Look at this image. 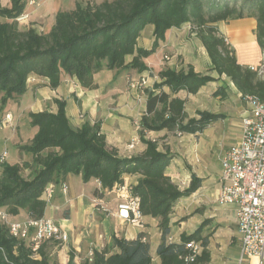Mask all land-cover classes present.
<instances>
[{
	"label": "trees",
	"instance_id": "trees-1",
	"mask_svg": "<svg viewBox=\"0 0 264 264\" xmlns=\"http://www.w3.org/2000/svg\"><path fill=\"white\" fill-rule=\"evenodd\" d=\"M250 1L258 20V44L264 52V0ZM11 3L7 8L0 1V17L11 20L0 23L2 109H6L14 97L26 94L32 75L48 79L52 89L60 86L64 75L77 79L84 89H95L94 77L105 68L150 71L145 60L156 53L160 43L166 40L167 32L188 24L206 48L213 70L230 78L243 96H255L264 101V79L238 63L216 26L240 15L234 0H88L86 4L77 3L72 11L57 13L48 34L32 28L21 30L17 19L25 13L28 0H11ZM148 25L154 26V43L151 49H144L138 46V41ZM130 56L133 59L128 64ZM158 77L160 82L148 92L146 113L141 120L139 136L146 149L138 156L121 157L116 148L109 147L100 123L72 127L65 102L58 101L56 114H30L31 126L38 132L29 145L20 149L33 157L38 170L31 179L25 180L20 165L5 163L0 167V210L14 217L27 210L30 219L41 220L48 207L43 199L46 188L70 174L81 176L84 183L96 180L100 187L94 191V196L99 199L116 186H124L125 177L139 175L131 192L139 199L142 216L160 220L162 243L158 256L161 264L208 262V238L202 236L201 229L184 235L179 243L168 242L176 203L195 194L203 181L193 175L190 186L181 190L166 174L173 159L170 149L160 150L159 141L148 139L147 134L166 130L196 135L221 119V115L198 112L199 119L186 123V101L164 91L168 88L173 95L181 91L196 95L214 78L196 73L192 66L179 71L165 68ZM191 242L200 243L203 254L188 263L185 259ZM112 243L119 253L107 248L95 251L92 262L88 259L84 264H153L150 244L143 236L136 240L113 236ZM45 244L34 252L29 240L11 236L7 225L3 224L0 264H51ZM68 264H77L73 253Z\"/></svg>",
	"mask_w": 264,
	"mask_h": 264
},
{
	"label": "crops",
	"instance_id": "crops-1",
	"mask_svg": "<svg viewBox=\"0 0 264 264\" xmlns=\"http://www.w3.org/2000/svg\"><path fill=\"white\" fill-rule=\"evenodd\" d=\"M0 1L3 7L10 8L12 5L11 0ZM234 1V6L240 15L217 23L219 34L228 40V48L242 67L259 66L263 61L264 52L258 44V20L255 12L251 9L252 1ZM46 2L48 4L50 0H46ZM50 4H52L54 12L45 31L46 34L52 30L57 13L72 11L76 8L74 0H53ZM32 10V6L28 4L25 13H30ZM147 29H150L149 36H146ZM151 34H153L152 37H150ZM145 37H147L149 45L143 44ZM153 43L154 26L148 25L141 34L138 46L151 49ZM165 56L173 59L172 62L164 64ZM132 59L133 56L128 57L127 63L129 64ZM145 62L150 71L142 73L136 70H108L105 68L94 77L97 85L95 89H84L77 79L68 78L65 75L62 77L60 86L57 89H52L48 79L32 75L28 80L26 94L12 103L18 105L20 115H25L26 113L42 112L56 114L59 111L58 101L65 102L66 113L72 127L81 128L86 123H100L109 147L116 148L121 157L138 156L145 151L146 146L142 144L139 134L136 133L138 127L134 131L131 126L130 118L136 117L139 102L135 91L128 90V82L130 79L140 80L145 77L149 79V83L151 78L159 80L156 82L159 83L160 78L152 74L154 73L152 69L160 72L167 66L169 69L179 71L188 70L189 66H192L196 73L211 76L214 81L208 83L196 95L188 94L186 91L173 95L168 88H164V91L172 97L186 101L185 111L188 114L186 123L190 119H199L198 112L223 116L211 123L203 133H200L204 137H210L211 140L215 137L228 140L230 141L228 149L242 141L243 121L248 115V106L243 99V94L230 78L220 76L213 70L206 48L190 24L168 31L166 40L160 43L156 53ZM147 100L143 102L142 99L140 120L146 113ZM218 100H221V104L224 106H220ZM13 105L7 106L5 113L17 116L12 112ZM196 112L197 115H194ZM167 134L166 130L150 132L147 138L155 141ZM131 144L135 146L133 150H129ZM228 149L222 151L220 162L212 171L215 172L213 176L212 173L202 176L195 171L187 174L182 173L183 171L175 172L173 169L175 157L173 155L171 165L166 170V174L181 190L190 186L193 175L203 181L201 188L195 194L176 203L174 213L171 215V233L168 236V242L179 243L184 235H192L201 229L202 236L208 238L210 254L209 261L202 264H239L241 242L236 207L221 206L218 203L219 177L222 170L221 158ZM160 150L165 151L162 148ZM78 177L82 179L81 176ZM139 178V175L125 177L124 186H116L112 191H107L103 199L94 196V191L100 187L96 180H91L89 183L83 182L88 187L82 188L78 193L74 189V183L78 180L73 177V174L63 178L57 185L52 184L54 188L53 201L51 202L52 206L46 210L45 219L55 222L66 235L67 240L63 243L58 242L62 248H51L50 256H53L59 264H68L70 254L73 253L77 264L80 261L85 263L90 254L95 251L101 252L107 248L112 253H119L118 249L113 248V236L136 240L141 235L143 240L150 244L153 264H161V259L158 256V248L162 243L160 220L142 216L136 224H133L119 216V205L125 201L121 198L123 195L119 193V188L131 189L137 185ZM180 180H186L188 185L181 188ZM63 184L68 188L66 193L63 191ZM191 204L194 206L188 214H185L186 205ZM96 206L101 208H96ZM23 215L21 212L17 217L12 216L10 221L21 223L18 220L23 218ZM184 218L187 220H183ZM28 220H30L29 216L24 223ZM246 264H258V260L253 258Z\"/></svg>",
	"mask_w": 264,
	"mask_h": 264
},
{
	"label": "built area",
	"instance_id": "built-area-1",
	"mask_svg": "<svg viewBox=\"0 0 264 264\" xmlns=\"http://www.w3.org/2000/svg\"><path fill=\"white\" fill-rule=\"evenodd\" d=\"M24 17H20L21 22ZM229 47L228 40L225 38ZM230 50V49H229ZM170 58L164 57V64ZM251 71L264 79V58L259 66L251 67ZM149 79L142 77L138 82L130 81L132 89L141 88L148 84ZM248 106V115L243 121L244 130L242 141L228 149L221 158V174L219 177L220 194L218 203L221 206H235L240 233L239 264H246L256 258L258 264H264V101L255 96H243ZM12 122V115L2 114L0 124ZM134 145L129 146L130 150ZM8 151L0 154V167L7 162ZM53 186L49 185L43 196L50 202L53 196ZM67 186L63 184L66 193ZM121 196L125 201L119 205V216L133 224L142 217L139 199L133 197L131 189L120 187ZM46 201V200H45ZM46 201V202H47ZM0 224L7 225L11 236L19 240H29L34 252L44 243L64 242L66 235L55 222L48 219L33 220L25 223H12L9 215L0 210ZM186 262L193 263L201 255L203 248L200 243L191 242ZM94 253L89 256L92 262Z\"/></svg>",
	"mask_w": 264,
	"mask_h": 264
},
{
	"label": "rangeland",
	"instance_id": "rangeland-1",
	"mask_svg": "<svg viewBox=\"0 0 264 264\" xmlns=\"http://www.w3.org/2000/svg\"><path fill=\"white\" fill-rule=\"evenodd\" d=\"M74 1L76 4L79 2L82 4H86L88 2V0H74ZM52 2L53 0H50V3ZM50 3L48 2L47 4L46 0L42 2H40L39 0L28 1L29 6H32L33 10L30 13L29 12L24 13L21 16L24 17V19L21 22H18L17 19L19 28L21 30H27L32 28L39 33L46 34L45 31L48 28V24H50L52 13L54 12L52 4ZM5 22H11V20H7L5 18L0 17V23H5ZM147 30L148 31L146 32V36H149L150 29ZM152 36L153 34H151L150 37ZM143 44L149 45L147 37H145V39L143 40ZM172 60L173 59L170 58V61H168V63L172 62ZM165 68H167V66ZM152 70L154 71V73L152 74L158 76L159 72L156 71L155 69ZM148 76L150 77L149 74ZM151 79L152 80H150V83L148 81L147 85L137 89L131 88L130 81L138 82L139 80L130 79V81L128 82V90L130 92L135 91L138 97L137 101L139 102V106H138L139 109L136 111L137 112L136 117L130 118L131 126L134 128V131L135 128L138 127V129L136 130V133L138 134L140 132V126H141L140 118L142 117V112L140 110V105L142 104V99L143 102H145L148 99V92L151 91L154 85L156 84V82L159 81L155 78H151ZM18 98H19L18 96L14 97V99L9 101L7 106H12L13 105L12 101L14 102ZM218 102L220 106H224V104H221L222 103L221 100H218ZM0 110L2 114L6 112L5 109H2L1 107V98H0ZM12 112L15 113L17 116H15ZM12 112H10L13 114L12 122L9 124H0V154H2L4 151H8L9 158L6 163H9L10 165H16V164L20 165L22 167L21 176L25 180H28L34 176L35 172L38 170V165L33 162V157L31 155L25 154L24 152H22L20 148L22 146L29 145L31 143V141L34 139V137L37 134V130L31 126L29 113H26L25 115L23 114L20 115L21 112L18 108V105L15 104L13 105ZM194 115H197V112ZM157 140L159 141L160 148H162L163 150L169 148L171 154L175 157V166L173 168L175 172L183 171L182 173L187 174L189 172L192 173L193 171H195L197 174L202 176L203 175L208 176L211 173L212 176L214 175L215 172L212 171L216 167L217 163L220 162L219 158L220 155L222 154V151L228 149L230 145V141L225 139L222 140L221 137H215L211 140L210 137H204V135L202 134L188 135V134H176L173 132H168L167 135H165L164 137H160ZM47 154L48 153L45 152L44 156H47ZM216 156L218 157L216 158ZM1 172L2 170L0 169V175ZM73 177L78 180L75 181L76 183H74V189L76 193L80 192L82 188L88 187V185L83 183L81 178H79L76 175H73ZM187 185L188 184L186 180H180L181 188H185ZM119 193L123 194V192H121L120 190ZM43 199L47 201V198L45 196H43ZM52 201H53V197L51 198L50 202L47 201L48 207L52 206L51 204ZM193 206L194 205L192 204L186 205L184 213L188 214ZM96 208H101V207L96 206ZM21 212L24 214L23 215L24 217L20 218L18 221L24 223V221L28 219V212L27 210H22ZM7 215H9V221H10L12 219L11 218L12 216L9 213H7ZM15 219L17 220V218ZM183 220L186 221L187 218ZM1 226L2 225L0 224V227ZM51 248H62V247L58 242L45 245V251L48 254L50 263L59 264L58 261H56L53 256H50L49 251ZM79 264H84V261H80Z\"/></svg>",
	"mask_w": 264,
	"mask_h": 264
}]
</instances>
